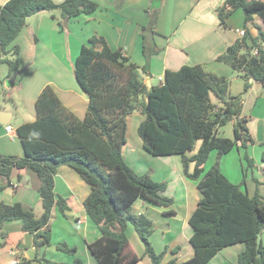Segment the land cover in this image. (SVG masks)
Returning <instances> with one entry per match:
<instances>
[{
	"label": "trees",
	"instance_id": "trees-1",
	"mask_svg": "<svg viewBox=\"0 0 264 264\" xmlns=\"http://www.w3.org/2000/svg\"><path fill=\"white\" fill-rule=\"evenodd\" d=\"M92 0H8L0 6V65L7 76L20 70L18 46H11L26 21L42 12H59L60 21L91 15L97 10ZM237 9L244 14V25L254 16L255 35L245 29L244 35L216 58L227 65L243 81V92L229 94V80L205 72L200 66H182L166 70L162 83L147 88L143 75L148 72L152 50L146 41L154 34L156 9L146 27L141 28L142 52L146 57L138 67L120 49L111 50L104 38L93 35L75 59L73 75L88 99L85 116L78 120L60 102L50 86H45L35 101L36 118L20 125L17 137L23 156L0 155V192L11 188L14 170H30L38 181L42 211L36 216L31 206L22 203H0V248L6 233L4 224L21 221V230L31 235L33 259L20 258L17 264H84L74 257L69 263L51 261L40 255L51 245L50 219L54 208L64 215L66 200L54 193V175L60 166L73 169L90 186L83 201L84 211L100 232V237L87 244L97 264H137L140 258L129 245L125 234L128 223L144 246L151 264H162L166 250L155 253L149 242L152 221L145 214H135L133 204L142 200L172 214L173 201L162 195L165 183L151 180L149 172L136 174L124 161L122 147L126 143L127 118L134 112L143 115L136 129L142 149L152 157L179 156L186 179L196 181L200 199L188 219L193 256L177 263L208 264L223 248L244 245L234 264H264V246H257V235L264 232V202L255 194L249 196L241 185L232 184L221 173L219 159L240 144L246 149L252 143L240 117L242 97L252 83L264 86V0H225L216 9L219 25L227 28V18ZM214 96L219 107L210 100ZM233 121V138L218 136L219 128ZM200 145L195 153L196 142ZM211 152L215 163L207 170L204 164ZM246 167L253 161L245 152ZM264 162V152L261 157ZM191 166V170L189 169ZM245 173L243 174V178ZM244 181H242L243 184ZM56 250L74 256L76 249L58 243ZM178 247L172 250V254Z\"/></svg>",
	"mask_w": 264,
	"mask_h": 264
},
{
	"label": "crops",
	"instance_id": "crops-1",
	"mask_svg": "<svg viewBox=\"0 0 264 264\" xmlns=\"http://www.w3.org/2000/svg\"><path fill=\"white\" fill-rule=\"evenodd\" d=\"M7 1L0 0V6ZM52 1L59 4L63 0ZM92 1L98 7L93 14L80 15L68 21H60L59 15L51 12L32 16L10 45L19 48L20 70L7 76L6 66L0 65V84L4 89L0 104V155L23 156L16 129L35 120V101L45 86L54 90L62 105L75 118H84L88 99L74 79L73 67L80 48L88 44L91 36L104 38L111 50H122L131 62L143 67L146 57L142 52L140 33L141 28L148 25L153 9L157 12L154 34L146 41V46L152 53L148 60V72L143 75L147 88L161 85L166 70L175 71L182 66L198 65L207 73L228 78L231 96L243 92V81L239 75L227 65L217 62L216 58L241 38V31L247 29L250 35H255L253 24H259L257 16L253 17L251 23L244 25V14L241 9H237L227 18L228 27L222 28L216 9L225 0ZM154 79H157L158 85L153 83ZM15 94L19 103L25 102L27 108L21 109L22 103L17 106L13 102L12 97ZM210 100L218 109L215 97L210 95ZM25 109L26 113H23ZM240 117L247 120L246 127L252 143L247 144L245 150L240 148L238 143L236 148L219 159L218 167L229 182L241 185V189L249 196L257 194L264 202V162L261 159L264 152V86L251 84L242 97ZM142 120L139 118L134 127L135 132ZM233 123L230 121L219 128L218 136L232 139ZM6 126L11 127L9 132L5 131ZM127 134L128 125L126 143L122 147L124 161L136 174L144 175L149 172L152 181L165 183L166 189L162 195L173 201L170 208L172 214H167L164 209L142 200L133 204L132 211L137 215L145 214L152 221L150 242L156 253L166 250L162 264L170 260L182 263L193 256L190 245L192 231L188 219L200 199V194L197 195L199 192L196 185L194 187L184 177L180 157H152L142 149L139 139L129 143ZM245 152L253 161L250 168L246 167L243 159ZM207 160L216 161V153L211 152ZM206 167L204 164V169ZM189 169L191 170V166ZM31 172L26 169L12 171L10 183L14 195L8 202L10 204L5 202L6 205H12L11 202L15 201L36 207L40 203L38 181L32 177L34 173ZM29 178L35 180L33 191H27ZM14 180L20 182V185L16 186ZM54 193L66 200L69 210L64 215L60 214L57 208L52 210L51 245L42 248L40 255L60 263H69L77 257L84 264H97L89 254L87 244L98 239L100 232L88 219L83 208V201L90 193V186L73 169L60 166L54 175ZM62 230L64 233L61 234ZM3 231L6 237L0 250V264H17L20 258H34L31 235L21 230V221L6 222ZM125 234L130 247L140 258L137 264H151L150 259L144 255L143 243L140 242L132 224H127ZM262 234L260 240L264 246ZM58 243L75 248V255L69 256L56 250ZM239 244L241 243L223 248L208 264H212L219 256L222 258L219 262L234 264L238 254L244 249V245ZM177 247L178 251L172 254V250Z\"/></svg>",
	"mask_w": 264,
	"mask_h": 264
},
{
	"label": "rangeland",
	"instance_id": "rangeland-1",
	"mask_svg": "<svg viewBox=\"0 0 264 264\" xmlns=\"http://www.w3.org/2000/svg\"><path fill=\"white\" fill-rule=\"evenodd\" d=\"M51 13H55L56 15H59V12L58 11H54V12H51ZM155 85H158L159 84V82L157 81V79H154V82H153ZM3 87V85H1L0 84V104L2 103V100H3V94L2 93H4V89L2 88ZM2 91V92H1ZM2 95V96H1ZM6 95V94H5ZM12 99H13V102L18 106V105H21V103H22V107H21V109H23V108H27L28 107V105L25 103V102H21V103H19L20 101L18 100V98L16 97V94L15 95H13V97H12ZM23 113H26V109H25V111L23 112ZM139 118H144L143 117V115H141V114H137L136 112H134V114L133 115H130L128 118H127V125H128V134H127V137H128V141H129V143H133L134 142V140L135 139H139L138 137H137V135H136V132L134 131V127H135V125L137 124V122H139ZM199 145H200V142L199 141H197L196 142V144H195V147H194V151L192 152V154L193 153H195L196 151H197V149H198V147H199ZM177 157H179V156H177ZM215 163V161L214 162H211V160H206V162H205V164L207 165V167L205 168V171H207L213 164ZM32 174H33V172H31ZM34 176H32V177H34L35 179H36V181H38L37 180V177H36V175L35 174H33ZM34 178H32V179H28L27 181V191H33V189L35 188L34 187ZM187 181H189V183H191V185H194V187H195V185H196V181H193V180H188L187 179ZM22 182V181H21ZM13 183L17 186H19L20 185V182H17V181H13ZM38 186H39V181H38ZM13 195H14V191L11 189V188H6V189H4L3 191H1L0 192V203H3V204H6L5 202H7V204H10V203H8V202H10L11 200H12V198H13ZM197 195L199 196V193H197ZM176 200H178L179 201V199H178V197H176ZM14 202L15 201H12L11 203L12 204H14ZM15 203H17V202H15ZM179 205V204H178ZM34 210V213H35V215L36 216H39L38 215V213H40L41 211H42V208H41V205H40V203H38L37 205H36V207H33V206H31ZM162 209V208H161ZM66 230V229H65ZM61 232V234L62 233H64V230H62V231H60ZM56 233H57V231H56ZM58 233H59V231H58ZM263 235V238H264V233L262 234ZM140 242H141V240H140ZM149 242H150V238H149ZM142 243V242H141ZM150 244H151V242H150ZM239 245H241V244H239ZM151 246H152V244H151ZM233 247V246H232ZM152 248H153V246H152ZM231 248V247H230ZM229 249V248H228ZM0 250H1V248H0ZM153 251L155 252V250H154V248H153ZM156 253V252H155ZM219 259H221L222 260V258L219 256V258H216V260H214L213 262H212V264H226L225 262H219Z\"/></svg>",
	"mask_w": 264,
	"mask_h": 264
},
{
	"label": "built area",
	"instance_id": "built-area-1",
	"mask_svg": "<svg viewBox=\"0 0 264 264\" xmlns=\"http://www.w3.org/2000/svg\"><path fill=\"white\" fill-rule=\"evenodd\" d=\"M243 35H244V32L241 31V32H240V37H242ZM10 128H11L10 126H6V127H5V131L9 132V131L11 130Z\"/></svg>",
	"mask_w": 264,
	"mask_h": 264
},
{
	"label": "water",
	"instance_id": "water-1",
	"mask_svg": "<svg viewBox=\"0 0 264 264\" xmlns=\"http://www.w3.org/2000/svg\"><path fill=\"white\" fill-rule=\"evenodd\" d=\"M261 240H260V235H257V246H259Z\"/></svg>",
	"mask_w": 264,
	"mask_h": 264
}]
</instances>
